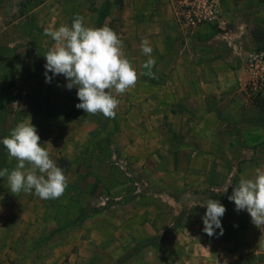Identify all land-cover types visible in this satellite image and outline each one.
Returning <instances> with one entry per match:
<instances>
[{
  "label": "crops",
  "instance_id": "obj_1",
  "mask_svg": "<svg viewBox=\"0 0 264 264\" xmlns=\"http://www.w3.org/2000/svg\"><path fill=\"white\" fill-rule=\"evenodd\" d=\"M177 1L122 2L123 51L140 74L135 87L121 94L128 140L123 164L143 176L147 194L123 203L130 219L119 228V241L124 247L141 243L146 250L130 264H264V228L254 226L247 211L237 212L228 199L239 179L254 177L262 163L252 151V160H241L242 149L227 141L228 132H244L245 114L252 110L240 85L247 79L245 54L264 52V40L251 33L258 28L264 35V0H214L221 30L206 26L191 32L174 21ZM144 39L153 49L155 79L142 74L150 58L141 52ZM4 86L9 87L0 86V132L4 123L14 128V120L35 114L32 103L17 96L16 82ZM109 166L103 175L111 180L118 168ZM12 197L0 192L1 214L19 208V201L11 205ZM207 199L226 208L223 235L220 229L213 236L203 231L206 207L201 205ZM116 237L108 226L99 246H120ZM151 238L155 241L148 242ZM0 261L7 262L6 257Z\"/></svg>",
  "mask_w": 264,
  "mask_h": 264
},
{
  "label": "rangeland",
  "instance_id": "obj_2",
  "mask_svg": "<svg viewBox=\"0 0 264 264\" xmlns=\"http://www.w3.org/2000/svg\"><path fill=\"white\" fill-rule=\"evenodd\" d=\"M122 2L0 0V86L8 88L5 83L16 82L19 99L27 98L32 103L35 114L30 122L37 129L40 144L49 150L51 158L68 177L64 195L49 200L24 192L13 195L7 178L0 177V192L13 196L11 205L19 201L15 207L20 208L14 211L9 207L0 213V256H5L7 261L0 264H130L131 257L146 251L141 243L124 247L119 241L122 236L118 230L130 219L125 217L127 211H123V203L141 197L131 195L129 177L124 170L141 179L145 188L142 196L147 194L143 176L137 169L123 164L128 159L124 151L128 140L123 137V96H117L120 104L115 118L110 119L77 109L75 105L80 103L77 89H67L68 81L63 75L45 82L44 54L54 43L45 31L62 24L70 26L76 15L82 16L87 26L112 28L121 37L125 50ZM251 33L264 40L258 28H252ZM48 75L52 76L50 72ZM240 94L244 104L252 110L245 114L244 132H228V145L242 149L243 161L252 160L254 155L264 170V97L248 92ZM25 107L24 104L22 112ZM21 121L22 118L14 120L13 126ZM11 124L4 123L0 140L10 134ZM16 163L0 143V169L11 171ZM109 165L120 170L112 171L114 179L111 180L103 175L105 166ZM118 166H123L124 170ZM108 226L117 232L115 240L120 246H99L106 240ZM154 241V238L148 240Z\"/></svg>",
  "mask_w": 264,
  "mask_h": 264
},
{
  "label": "clouds",
  "instance_id": "obj_3",
  "mask_svg": "<svg viewBox=\"0 0 264 264\" xmlns=\"http://www.w3.org/2000/svg\"><path fill=\"white\" fill-rule=\"evenodd\" d=\"M45 35L54 42L44 54L45 82L50 83L53 76L63 75L68 81L66 88L77 89L80 101L75 105L77 109L89 115L115 118L120 103L117 96L134 88L140 75L126 57L119 34L107 25L87 26L84 18L76 15L70 26L62 24L46 30ZM140 47L142 54L150 57L142 65L145 69L142 74L157 78L152 71L156 60L151 56L153 49L149 41L142 40ZM0 143L17 162L11 171L0 169V177L7 178L13 195L24 192L42 200L64 195L68 177L51 158L49 150L40 144L37 129L30 119L19 122ZM228 199L234 203L237 212L247 211L254 226L264 228V170L257 168L252 178L241 177ZM201 206L206 207L202 217L203 231L213 236L215 230L220 229L219 234L223 235L224 205L218 200L207 199Z\"/></svg>",
  "mask_w": 264,
  "mask_h": 264
},
{
  "label": "built area",
  "instance_id": "obj_4",
  "mask_svg": "<svg viewBox=\"0 0 264 264\" xmlns=\"http://www.w3.org/2000/svg\"><path fill=\"white\" fill-rule=\"evenodd\" d=\"M174 8V21L185 31L200 30L203 27L223 25L219 5L214 0H179ZM247 79L240 85L242 92L264 97V52L250 54L244 62ZM129 177L132 196H142L144 184L139 178Z\"/></svg>",
  "mask_w": 264,
  "mask_h": 264
},
{
  "label": "trees",
  "instance_id": "obj_5",
  "mask_svg": "<svg viewBox=\"0 0 264 264\" xmlns=\"http://www.w3.org/2000/svg\"><path fill=\"white\" fill-rule=\"evenodd\" d=\"M261 40V37H258ZM264 43V42H263Z\"/></svg>",
  "mask_w": 264,
  "mask_h": 264
}]
</instances>
